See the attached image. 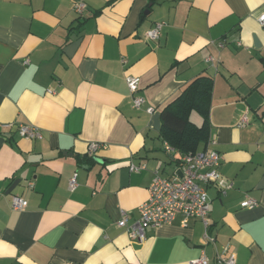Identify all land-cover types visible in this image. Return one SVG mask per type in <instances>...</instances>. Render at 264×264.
I'll list each match as a JSON object with an SVG mask.
<instances>
[{"label":"crops","instance_id":"1","mask_svg":"<svg viewBox=\"0 0 264 264\" xmlns=\"http://www.w3.org/2000/svg\"><path fill=\"white\" fill-rule=\"evenodd\" d=\"M108 1L0 0V264H217L225 247L235 264H264V0ZM200 73L213 78L210 138L231 185L206 186L207 228L178 215L136 244L120 212L134 222L152 178L176 172L160 110ZM126 75L152 112L132 106ZM246 196L257 205L241 207Z\"/></svg>","mask_w":264,"mask_h":264},{"label":"built area","instance_id":"2","mask_svg":"<svg viewBox=\"0 0 264 264\" xmlns=\"http://www.w3.org/2000/svg\"><path fill=\"white\" fill-rule=\"evenodd\" d=\"M85 4L83 2L74 3V10L81 13ZM257 21L264 29V13L259 14ZM163 22H155L146 32L147 39L156 40L160 36ZM224 44L219 43L222 47ZM213 61L212 57L205 59ZM28 60H25L27 63ZM125 82L132 97L134 108L145 107L146 112H152L153 107L147 104L145 98L136 94L139 88V78L133 75H126ZM244 115L242 121H246ZM18 132L21 136L29 139L40 138V130L32 124H19ZM215 141L208 139L204 148L184 153L179 158L178 168L172 177H161L155 175L148 186V197L138 206L137 219L129 223L128 214L121 210V216L117 221L119 226H124L132 242L141 244L145 240L146 230L156 228L165 224H172L178 215L182 216L181 224L186 225L189 218L194 217L202 221L205 228L208 226L209 200L206 194V186H215L221 193H225L230 187V182L218 171L221 155L214 148ZM100 144L92 142L89 151L93 152L99 148ZM167 150L174 148L165 143ZM131 171L145 169V165H136L132 162L129 165ZM181 171V175L178 174ZM77 185L75 176L69 180V188L74 189ZM32 186V182H28ZM27 200L21 195L12 194L10 205L13 210H23L27 206ZM241 207H253L257 201L246 196L241 202ZM208 257L204 254L188 260L187 264H208ZM217 264H235V254L227 247L216 256Z\"/></svg>","mask_w":264,"mask_h":264},{"label":"trees","instance_id":"3","mask_svg":"<svg viewBox=\"0 0 264 264\" xmlns=\"http://www.w3.org/2000/svg\"><path fill=\"white\" fill-rule=\"evenodd\" d=\"M212 89L213 78L206 73L197 74L160 110L159 136L180 155L205 146L210 138ZM192 111L200 116L199 125L190 120Z\"/></svg>","mask_w":264,"mask_h":264},{"label":"rangeland","instance_id":"4","mask_svg":"<svg viewBox=\"0 0 264 264\" xmlns=\"http://www.w3.org/2000/svg\"><path fill=\"white\" fill-rule=\"evenodd\" d=\"M192 116L190 117V120L194 122L196 125L200 124V116L196 112H192Z\"/></svg>","mask_w":264,"mask_h":264},{"label":"water","instance_id":"5","mask_svg":"<svg viewBox=\"0 0 264 264\" xmlns=\"http://www.w3.org/2000/svg\"><path fill=\"white\" fill-rule=\"evenodd\" d=\"M178 174L181 175V171H180V170H178ZM14 185H15V184H14ZM10 190H11V189H9V191H10Z\"/></svg>","mask_w":264,"mask_h":264}]
</instances>
